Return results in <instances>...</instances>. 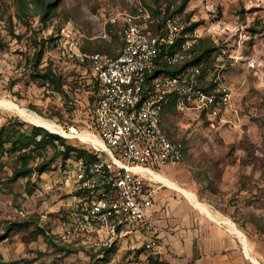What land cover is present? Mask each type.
<instances>
[{"label":"rangeland","instance_id":"374dc122","mask_svg":"<svg viewBox=\"0 0 264 264\" xmlns=\"http://www.w3.org/2000/svg\"><path fill=\"white\" fill-rule=\"evenodd\" d=\"M134 3L0 0L4 43L0 129H7L6 151L0 154V264H149L150 254L166 260L172 256L184 264L191 254L188 239L220 238L221 225L230 229L229 222L243 232L245 248L247 241L252 255L264 263V0H151L148 4L156 14L166 12L186 27L204 30L193 55L204 54L210 69L220 72L232 92L230 103L215 119L195 110H171L165 117L167 131L184 141L185 157L160 172L180 189L162 184L158 233L133 231L115 239L97 232L69 237L66 228L79 192L73 172L67 170L79 155L72 152L67 160L58 156L64 150L62 140L42 135L37 136V144L18 150L20 133L33 135L35 126L59 135L66 145L88 149L68 131H54L37 121L58 124L62 130L94 128V79L88 60L60 57L72 39L61 36L71 30L80 39L82 52L115 55L122 46L120 26L108 18L119 11L137 12ZM49 70L61 78L62 86L45 78ZM23 153L32 171L13 180ZM55 155L44 172L38 170ZM185 192L224 223L206 222L208 215ZM206 223L214 225L204 228L207 233L201 228ZM152 239L157 244L149 247ZM241 252L245 255L243 244Z\"/></svg>","mask_w":264,"mask_h":264},{"label":"built area","instance_id":"2783aa9c","mask_svg":"<svg viewBox=\"0 0 264 264\" xmlns=\"http://www.w3.org/2000/svg\"><path fill=\"white\" fill-rule=\"evenodd\" d=\"M146 1L135 0L137 12L110 14L108 21L120 26L122 42L115 56L82 52L80 39L71 30L61 36L72 39L60 57L87 58L95 96L94 128L63 130L88 144L95 155L67 170L73 172L77 189L87 192L85 198L78 197L71 214L66 228L69 237L97 232L115 239L133 231L158 233L152 215L155 192L163 184L158 174L185 157L183 142L170 137L163 124L167 105L174 99L178 112L195 110L215 119L231 101V88L216 69L202 74L201 65H193L180 73L166 71L163 64L180 66L191 58L204 30L185 31L178 19L163 16L154 32L151 24L156 19ZM156 244L152 239L148 246Z\"/></svg>","mask_w":264,"mask_h":264},{"label":"trees","instance_id":"16d2710c","mask_svg":"<svg viewBox=\"0 0 264 264\" xmlns=\"http://www.w3.org/2000/svg\"><path fill=\"white\" fill-rule=\"evenodd\" d=\"M150 1L151 0L146 1L145 4L150 9L153 18L156 19L155 22H152L151 29L154 32H157L158 27L161 24L160 23L161 20H160L159 17L169 16V15H167L166 12H162V13H158V14H156V11L153 12L152 9L148 6ZM134 6H135V3H134ZM135 9H137L136 6H135ZM170 17H173V16H170ZM189 28H191V27H186L185 31H187ZM120 38H121V35H120ZM2 46H4V43L2 41H0V47H2ZM194 51H195V49L193 48V50L191 51V58H189L184 64H182L180 66H167V65H165L163 63L162 64H163L164 68L166 69V71L172 72V73H180V72L185 71L188 67H191L193 65H201L202 74H205L208 70H210V67L208 66V60H207L206 57H204V54L201 55V56L195 57L193 55ZM117 54H115V55H117ZM115 55H113V56H115ZM42 56H43V52L41 51L39 53V61L41 60ZM44 76H45V78L47 80H49V82L57 83V84L61 85V78L58 77L53 72V70H49L47 72V74L44 75ZM202 85H204L206 88L209 87L208 85H205L204 83H202ZM58 90H60V89H58ZM171 110L177 111L175 109L174 99H172L169 102V104L167 105L166 110L164 112V117H163V124L164 125H165V117L170 113ZM166 131H167V129H166ZM5 133H7V129H6L5 126H3L0 129V154L4 153L6 151L5 144L7 142V139H4V137H3L5 135ZM168 134L173 139H178L176 137H173L169 132H168ZM39 135H42L43 137L49 136V138H51L52 141H54L55 139H61L62 140V144L64 145V150L61 151L59 153L60 155H58V156H62V158L66 159V160L69 158V156H70V154L72 152H76L79 155L78 160H82V161H85V162L95 158V155L89 149H82V147H79V146L66 145L65 142L63 141V139L59 135H57L55 133L48 132L46 129H44L41 126H35L34 127L33 135H28V134H26L24 132L20 133V135H19V137H18V139L16 141L17 145H18V150H22L23 148H27V147H29V146H31L33 144H37L39 141H37L36 138ZM179 140H181V139H179ZM181 141L184 143L183 140H181ZM26 156H27L26 153H23V155H21L22 165H21L20 168L16 169L13 172V175H12V179L13 180H17L20 177H27L30 174V172L32 171V168L28 167V162H27V157ZM58 156L55 155L51 159L42 162L38 166V170L41 171V172H44L56 160V158ZM77 192H79L78 196H80V197H84L85 198L87 196V192L86 191H83L81 189H77ZM22 226L23 225L21 224L20 228ZM148 262H149V264H170V262L168 260L161 259L159 256L152 255V254H150L148 256Z\"/></svg>","mask_w":264,"mask_h":264},{"label":"crops","instance_id":"0c3cea01","mask_svg":"<svg viewBox=\"0 0 264 264\" xmlns=\"http://www.w3.org/2000/svg\"><path fill=\"white\" fill-rule=\"evenodd\" d=\"M162 177L167 178L166 176L161 174V178ZM160 188L155 192L156 206L152 210V215L156 219L157 222H158L157 199H158V194H159ZM208 217L210 218V221L208 219H206V222L211 223V221L213 220V221H217L220 224L224 223L223 220L218 219L214 215H213V218H211L209 215H208ZM221 226H222L221 231H222V233H224V235H222L220 238H217V239H214V238H212V239H188L189 244H190V247L188 250L191 254H189V256H186L188 261L184 264H203L204 261H208V260L221 261L224 264H258V263L264 264L260 259H258L257 257L252 255V253L250 251V247L247 244V241H246V247L248 250L245 248V243H244L243 239H241V237H239L240 235L237 233V231H235V229L224 228L223 225H221ZM209 227L213 228L214 225H212V224L209 225L208 223H206L205 227L202 225L201 228H202V230H204V232H206V229ZM204 228H206V229H204ZM196 230H200V227H198V229H196ZM204 236H205V234H204ZM240 239H241V241H240ZM242 244H243V248H244V253H245V255L247 254L246 256L243 255V252H241ZM248 254L252 257H255L258 262L252 260L250 258V256H248ZM166 258L168 259L170 264H178V262L176 260H173L172 256L171 257L167 256Z\"/></svg>","mask_w":264,"mask_h":264},{"label":"bare ground","instance_id":"6f19581e","mask_svg":"<svg viewBox=\"0 0 264 264\" xmlns=\"http://www.w3.org/2000/svg\"><path fill=\"white\" fill-rule=\"evenodd\" d=\"M37 117H38V116H37ZM37 121L40 122V124H41L42 126H45V127H47V128H50L51 130L56 131V130L60 129V130H61L60 132H63V130L61 129V127H60L58 124H55V123H52V122H48V121H46V120H41V118H38ZM40 124H39V125H40ZM83 137L86 138V139H93L92 136H91V135H88V134H84ZM158 177L163 181L164 184L166 183V185H168L169 187L174 188V189H178V190L180 189V188L177 186V184H175L174 181H172L171 179H169V178H165V177H162V178H161V174H158ZM185 194L191 199V201H193V202L195 203L196 206H198L202 211H204L207 215H209L211 218H213V215L207 210V208H206L205 206H203L202 204H200V203H198L197 201H195L196 199H194L193 195H191V194H189V193H187V192H185ZM219 221H220V220H219ZM229 224H230L231 228L235 229V231H237V233L242 237V239H244V234H243V232H242L241 230H239V229L235 226V224H233V223H231V222H229ZM248 256H250V255H248ZM250 258H251L252 260L258 262L257 259H256L255 257L250 256Z\"/></svg>","mask_w":264,"mask_h":264}]
</instances>
